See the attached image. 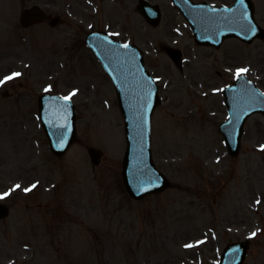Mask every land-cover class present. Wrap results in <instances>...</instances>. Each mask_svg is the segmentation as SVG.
<instances>
[{
  "label": "rangeland",
  "instance_id": "374dc122",
  "mask_svg": "<svg viewBox=\"0 0 264 264\" xmlns=\"http://www.w3.org/2000/svg\"><path fill=\"white\" fill-rule=\"evenodd\" d=\"M138 1L0 0V201L11 209L0 221V264H218L229 243L248 239L245 264H264V119L248 121L236 159L219 130L222 89L238 70L264 90V41L200 47L171 0H148L163 11L157 27ZM253 1L264 27V0ZM33 5L48 21L25 30L20 14ZM95 29L139 46L159 81L153 156L174 186L142 201L122 180L114 86L83 42ZM173 48L183 53L181 67L168 54ZM45 92L78 108V142L63 158L50 151L38 119ZM90 146L105 153L98 167Z\"/></svg>",
  "mask_w": 264,
  "mask_h": 264
},
{
  "label": "water",
  "instance_id": "95a60500",
  "mask_svg": "<svg viewBox=\"0 0 264 264\" xmlns=\"http://www.w3.org/2000/svg\"><path fill=\"white\" fill-rule=\"evenodd\" d=\"M186 14L193 25L197 40L210 44L219 45L227 37H239L244 41L252 42L256 37L264 38V31L258 27L254 20V9L250 0H237L233 11L221 9L225 16L223 19L215 18L219 10H214L211 19L200 20L193 14H187L192 6L190 0H175ZM145 2H143V5ZM142 12L151 22H155L158 15L157 8L149 6L142 7ZM38 11V10H36ZM36 19L40 16L38 11ZM234 14L235 22L229 16ZM28 17V15H24ZM214 23L210 30L204 28V24ZM96 40H92V48L103 62L110 76L112 77L120 101V108L125 121L127 151L123 165V179L127 190L135 199H141L149 194L158 193L170 186L168 179L157 169L152 157V115L156 107L160 104L158 88L154 80L144 68V61L137 49L124 47L119 43L112 42V48L106 46L100 39L99 34L92 35ZM91 36V37H92ZM90 37V38H91ZM177 54V53H173ZM175 60L180 57L175 55ZM250 86L255 89L254 85ZM236 91V87L230 88ZM229 92V91H228ZM50 96H43L40 100V108L44 116L46 132L50 138L53 152L62 156L74 142L76 137L74 106H64L61 99H51ZM230 113L233 114V121L224 124L226 128L225 136L229 151L232 155H237L240 150V140L243 125L249 115L255 112L264 114V95L258 90L250 89L244 93L237 92L235 97L230 95ZM73 112V116H72ZM67 115V119L60 118ZM89 152L93 162L100 163L102 152L90 148ZM9 210L0 205V219L8 216ZM247 245H236L227 249L225 260L222 264H242ZM230 250V251H229ZM229 251V252H228ZM239 255V256H238ZM241 256V260L240 259ZM224 256V257H225Z\"/></svg>",
  "mask_w": 264,
  "mask_h": 264
},
{
  "label": "snow or ice",
  "instance_id": "6c2138e0",
  "mask_svg": "<svg viewBox=\"0 0 264 264\" xmlns=\"http://www.w3.org/2000/svg\"><path fill=\"white\" fill-rule=\"evenodd\" d=\"M124 47H127V45H124ZM246 71H247V69H240V70H238L237 75L239 76L240 74H242L243 72H246ZM17 75H19V73H14V74H13V76H17ZM13 76L5 77V80L12 79ZM16 187H19V185H17ZM33 187H34V186H33ZM26 191H27V190H26Z\"/></svg>",
  "mask_w": 264,
  "mask_h": 264
}]
</instances>
